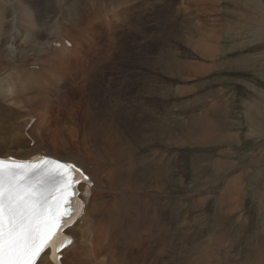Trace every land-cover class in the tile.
I'll return each mask as SVG.
<instances>
[{
    "label": "rangeland",
    "instance_id": "obj_1",
    "mask_svg": "<svg viewBox=\"0 0 264 264\" xmlns=\"http://www.w3.org/2000/svg\"><path fill=\"white\" fill-rule=\"evenodd\" d=\"M23 1L30 4L28 14L35 26L43 24L36 14H45L55 40L64 35V28L83 36V41L92 39L89 43L98 47L94 54L98 59L92 56L93 61L89 58L84 63L89 74L95 73L97 84L81 88L85 76L71 78L68 97L95 94L105 102L119 97L127 101L133 115L139 114L138 97L149 101L158 97L155 110L160 116V144H151L154 150L160 149V192L150 185L153 193L139 190L133 194L128 202L126 237L131 233L154 235L161 264H264V0H213L206 4V0ZM0 2V33L7 36L13 13L9 0ZM34 30L29 22L13 29L29 37ZM95 34L108 35L111 41ZM101 39L103 43L98 42ZM56 43L55 48L63 46L61 40ZM37 63L27 68L42 64ZM31 87L25 95L38 90V85ZM50 89L35 97L51 96L55 88ZM125 97L132 101L128 103L130 98ZM53 106L56 118L62 117L65 109ZM0 107V116H4ZM28 108L13 111L21 115L12 120L15 133L21 137L25 121L36 117L34 133L39 139L44 111L28 115ZM45 116L49 118V112ZM151 119L147 115L142 118L149 123ZM131 126L133 139L128 137L134 140L138 126ZM26 139L22 151L12 146L8 149L23 156L25 149L35 147L30 146L31 138ZM141 146L135 147L136 157L148 153L152 160V146L146 150ZM231 184L236 185L235 190ZM156 198H160L157 214L150 208ZM241 222L247 228L233 235V225ZM77 245L69 246L66 258ZM252 246L257 247L255 252Z\"/></svg>",
    "mask_w": 264,
    "mask_h": 264
},
{
    "label": "bare ground",
    "instance_id": "obj_2",
    "mask_svg": "<svg viewBox=\"0 0 264 264\" xmlns=\"http://www.w3.org/2000/svg\"><path fill=\"white\" fill-rule=\"evenodd\" d=\"M206 1H203L204 4L212 3L213 0ZM9 2L13 13L11 32L7 36L0 33V96H2L0 106H3L1 110L4 113V116H0V156L10 155L18 159H27L39 154L62 161H72L92 181L91 186L88 187L89 195L80 197L83 203L82 215L64 229L66 235L71 237L72 243L59 252V264L60 259H62L61 264H161L159 259L160 246L157 244L154 235L145 234L142 237L140 234L131 233L126 237L130 226L128 202L133 197V194L139 190H144L151 194L150 185L154 191L160 192V149L154 150V145L151 144L155 142L158 143L157 146L160 144V116L155 110V107H158L160 103L158 102V97L151 98L153 99L152 101H149L147 97H138L139 103H136L137 101L133 102L139 104V114L134 115L128 109L127 101H121L119 97H113L110 102H105V99L100 100L101 98L95 97V94L94 97H68V92L71 91H69V80L71 78L75 79V77L85 76L86 80L84 82L86 84L83 83L84 85L81 88L85 85L90 87V85H94L93 83L97 84L95 73L91 72L89 74V70L86 71L84 68V63L89 58L93 59L92 56L96 55L98 47L89 43V40L91 41L92 39L83 41V36L80 35L79 37V34H74V32L64 28L61 29L64 35L57 37L55 40L52 37V33L48 31L51 25L48 26L45 14H36L37 18L43 23L40 27H37L33 24L28 14L31 12L29 2L23 0H9ZM144 5H146V2L142 6ZM70 20L75 22L73 17ZM23 22H29L35 28L30 37L27 34L13 31L14 27L21 28ZM42 30L48 32L43 33ZM69 34L70 36L67 39L66 37ZM99 35L102 36L103 40L106 36L107 38L110 37L104 34ZM99 35L97 34L96 36ZM87 37L90 36H85V38ZM102 39L98 42L101 41L103 43ZM59 40L63 42V46L55 48L54 44ZM70 40L73 41V44H68V46L66 43H70ZM109 41H111L110 38L107 42ZM77 42H79L78 45ZM195 42L197 43V41ZM55 45H58V43ZM208 48L206 47L205 49ZM202 53L204 54L205 52ZM96 58L98 59V57ZM37 62L42 63L38 68L37 66L27 68L28 65L38 64ZM96 67L95 65V69ZM42 68L45 70L43 71L45 74L41 73ZM40 73L42 75L39 76ZM34 85H38V90L32 94L25 95V92H29L26 90L31 89V86ZM51 87L55 88L51 96L35 97L37 94L51 91ZM125 98L127 100L130 97ZM35 100L40 103V106ZM32 101L34 103L26 105ZM91 101L93 103H90ZM130 101H132L131 98L128 103ZM54 103L55 106L61 107L62 110L65 109L60 118H56L57 115L55 114L57 113H54ZM145 103L147 106H151L150 110L147 109ZM14 106H17L20 110L29 106L28 115L29 113L44 111L39 127V129H42L39 139L34 133L38 125V118L36 117L32 118V122L30 120L25 121L21 137L15 133L16 126L15 124L13 125L12 120L21 115H19V112H13L17 110ZM46 111L49 112V118L45 116ZM144 115H147V118H152L151 121L149 120L150 123L146 122L147 120H142ZM31 117L30 115L29 118L31 119ZM4 120L6 121L3 123ZM132 124L138 126V133H136L134 140L130 139H133L131 134ZM28 131H30V135L27 133ZM26 138H31L30 141L33 144L31 143L30 146L35 147L29 150L25 149L23 151L24 155L20 153L23 156H20L19 152L14 151L15 149L10 150V147L8 149V146H12L22 151ZM137 145H142V150L152 146L151 156H153V159H149L148 153L136 157L135 147ZM229 182L227 190L230 189ZM231 185L233 187L234 184ZM84 187L85 185L83 184L78 185L81 191H83ZM150 208L157 214L160 209V198H156L153 208ZM234 222L236 221L234 220ZM233 226H235L233 235H239L244 231V228H247L244 222ZM157 229L160 232L159 223H157ZM227 232L229 234V229ZM225 235L227 236V234ZM76 242L78 245L72 247L73 251L66 258L69 246ZM231 245L234 246L233 243ZM256 248V246H252V252H255ZM38 264H52V261L48 255L42 254V259L38 261Z\"/></svg>",
    "mask_w": 264,
    "mask_h": 264
},
{
    "label": "snow or ice",
    "instance_id": "obj_3",
    "mask_svg": "<svg viewBox=\"0 0 264 264\" xmlns=\"http://www.w3.org/2000/svg\"><path fill=\"white\" fill-rule=\"evenodd\" d=\"M91 184L72 161L0 156V264H38L42 254L59 264L60 249L72 243L64 229L82 215Z\"/></svg>",
    "mask_w": 264,
    "mask_h": 264
}]
</instances>
